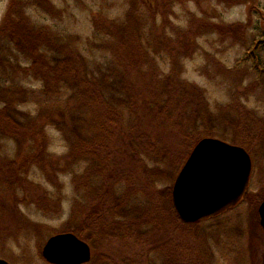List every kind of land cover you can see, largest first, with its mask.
<instances>
[{"label": "rangeland", "instance_id": "374dc122", "mask_svg": "<svg viewBox=\"0 0 264 264\" xmlns=\"http://www.w3.org/2000/svg\"><path fill=\"white\" fill-rule=\"evenodd\" d=\"M9 19L0 258L48 264L47 240L72 232L86 264H264V0H0ZM28 28L46 64L19 50ZM204 137L246 147L249 195L183 224L171 189Z\"/></svg>", "mask_w": 264, "mask_h": 264}, {"label": "water", "instance_id": "95a60500", "mask_svg": "<svg viewBox=\"0 0 264 264\" xmlns=\"http://www.w3.org/2000/svg\"><path fill=\"white\" fill-rule=\"evenodd\" d=\"M252 161L240 146L216 138H202L192 148L179 170L171 191L178 218L195 223L217 216L239 203L249 184ZM264 229V199L258 208ZM49 264H86L89 245L72 233L50 237L42 248ZM0 264H8L0 259Z\"/></svg>", "mask_w": 264, "mask_h": 264}, {"label": "trees", "instance_id": "16d2710c", "mask_svg": "<svg viewBox=\"0 0 264 264\" xmlns=\"http://www.w3.org/2000/svg\"><path fill=\"white\" fill-rule=\"evenodd\" d=\"M218 2H226V1H228V0H217ZM233 1V0H232ZM244 1H246V0H244ZM152 16V18H153V20H155L154 19V16L153 15H151ZM20 24L21 23H19V24H17V25H19L20 26ZM7 27H9L8 28V31L6 30V28ZM6 27V25L3 27H1L0 28V34H11V31H10V27H11V30H12V33L13 34H18V35H21L22 33H23V30L22 29H20V28H18V29H14L13 28V26L10 24V19H9V22H8V26ZM209 27V29L208 30H210V31H216V32H220V33H222V34H224L225 32H226V34L227 33H229L230 32V29H228L225 25H220V24H208L207 25V28ZM239 27V25H237L236 26V28H238ZM24 30H27L26 28H24ZM238 33H241V31L239 30V32ZM26 35H27V38H26V41H22L21 43H18L19 45H20V51L24 54V56H25V58H27V60H28V58L29 59H32L33 57H37V59H38V61H39V63L40 64H43V63H45L46 64V59H45V57L43 56V55H41V53H37V51H38V48H39V46H38V40H37V38L40 40L41 38H40V36H42L41 34L40 35H38V33H36V32H33V29L32 30H30L29 28H28V33H26ZM261 44V41H259V42H257L255 45H257V44ZM28 53H30V55H28ZM32 65H35V63L33 62L32 63ZM32 65H31V67H32ZM30 98V97H29ZM4 117V116H3ZM31 129V128H30ZM18 132H17V130H15V131H12V135H11V137H9V138H11V139H17L18 140ZM21 141V140H20ZM22 142V141H21ZM240 145H242V144H240ZM242 146H244V145H242ZM246 148V147H245ZM178 219V218H177ZM179 220V219H178ZM180 221V220H179ZM181 222V221H180ZM182 223V222H181ZM183 224H185V223H183ZM75 234V233H74ZM78 238H80V239H82L83 240V238H82V236L81 235H79V234H75Z\"/></svg>", "mask_w": 264, "mask_h": 264}, {"label": "flooded vegetation", "instance_id": "af4514ba", "mask_svg": "<svg viewBox=\"0 0 264 264\" xmlns=\"http://www.w3.org/2000/svg\"><path fill=\"white\" fill-rule=\"evenodd\" d=\"M241 147L244 148V146H241ZM249 186H250V180H249V184H248V186H247V188H246V190H245V193H244L243 198L241 199V201H240L239 203H237L236 205L227 208V209H226L225 211H223L221 214H225V213H227L228 211L234 210L235 208L241 206V204L243 203L244 199L247 198L246 196L249 195V194H248ZM263 199H264V198H263ZM221 214H220V215H221Z\"/></svg>", "mask_w": 264, "mask_h": 264}]
</instances>
